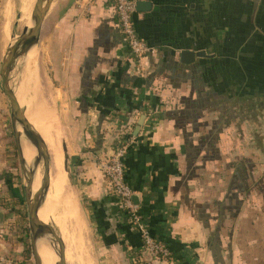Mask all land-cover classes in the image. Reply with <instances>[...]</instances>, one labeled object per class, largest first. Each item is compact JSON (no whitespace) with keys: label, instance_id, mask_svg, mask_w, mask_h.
<instances>
[{"label":"crops","instance_id":"crops-1","mask_svg":"<svg viewBox=\"0 0 264 264\" xmlns=\"http://www.w3.org/2000/svg\"><path fill=\"white\" fill-rule=\"evenodd\" d=\"M139 1L152 5L134 15L137 34L154 50L145 58L133 60L109 0H72L59 19L57 8L50 10L40 41L41 49L45 41L58 48L53 81L66 98L72 126L82 130L72 169L104 264H136L143 251L99 167L125 128L131 139L125 180L151 236L170 251L169 260L154 264H264V202L257 195L242 204L227 200L226 154L206 162L193 149L194 138L183 133L194 119L202 142L211 108V123L224 122L223 113L236 106L257 115L242 99L264 92V0ZM183 51L207 57L185 64ZM230 80L233 90L226 96ZM257 122L254 127L264 128V117ZM233 172V180L240 178ZM12 173L14 181L0 177L6 187L0 255L29 264L23 185Z\"/></svg>","mask_w":264,"mask_h":264},{"label":"rangeland","instance_id":"rangeland-1","mask_svg":"<svg viewBox=\"0 0 264 264\" xmlns=\"http://www.w3.org/2000/svg\"><path fill=\"white\" fill-rule=\"evenodd\" d=\"M58 2V1H57ZM57 2L52 6V11L57 7ZM36 0H0V69L3 57L6 54V50L8 47L13 44L25 28V25L28 26L31 22L32 11L35 6ZM227 41V40H226ZM228 42V41H227ZM53 48H48L46 41L43 49L41 46L34 48L27 55H24L22 58V62L18 61L12 74L10 77L11 87L15 88L19 93L20 91L22 97V103L29 109L28 101H32L31 104L33 107L35 106L38 109L42 103L46 104L48 108L54 110V115L56 118L57 131L59 132L60 142L62 152L64 154V159L66 162L67 169L69 171L70 177V191L71 197L75 200L78 205L82 227L84 233L80 232L81 239H79L80 246L78 258H80L82 264H104V259L100 255L99 251V240L97 238L95 228L90 222L84 202L81 200L79 191L76 186L75 176L73 167V153L76 150L77 143L83 139L82 130L78 127L72 126V119L68 117V113L64 110V105L66 103V98L63 97L62 92H59L58 84L53 81V69L52 66L56 62L57 51L58 48L56 45L52 46ZM20 58V59H21ZM18 65V66H17ZM32 67L35 69V75L32 72L26 71V67ZM201 68V66H197ZM205 64L202 65V69H205ZM212 66H209V69ZM25 70V72L23 71ZM214 69V68H213ZM22 71V72H21ZM38 72V74H37ZM20 74V75H19ZM24 75V76H22ZM27 76V77H26ZM28 78V80H27ZM38 78V79H37ZM31 79L33 81H31ZM30 80V81H29ZM1 83V78H0ZM28 85H27V84ZM35 87H33V84ZM197 89H199V83L196 81ZM228 92H226V96L232 94L233 84L231 80L228 82ZM25 84V85H24ZM23 86V87H22ZM32 86V87H31ZM22 88V89H21ZM27 88V89H26ZM20 89V91H19ZM39 89H41L39 91ZM33 91V92H31ZM39 92V93H36ZM35 92V93H34ZM204 93V92H203ZM27 94V95H26ZM32 94V98L29 97ZM34 94V95H33ZM36 94V95H35ZM262 94V95H261ZM40 97H39V96ZM199 96L205 98V93L198 94ZM41 98L45 99L42 100ZM35 99V100H34ZM49 99V100H47ZM52 99V100H51ZM199 99V97L196 98ZM40 103H38L37 101ZM49 101L50 104H47ZM243 102H249L246 107L251 106L253 110L256 111L255 115L252 110L250 112L246 108H242V106H236L233 109L229 108V112H222L226 119L225 121H213V117L215 116L216 108H211L212 112L209 118V128L208 124L205 123L204 132L205 137L207 138H197V129L194 125V119H190L191 124L190 127L187 126L183 133L188 136L193 137V143H197L193 149L197 147V152L204 154V157H207V161L217 160L220 158V154H226V162L224 164L223 173L226 178V188L225 192L227 194V200L235 198L237 199V203L241 204L245 200H248V196H258V202H264V172L259 170V166L264 165V128L263 126L254 127L256 121L257 125H259V120H262L264 117V92L258 93L256 96L246 97L242 99ZM35 102V103H33ZM46 102V103H45ZM221 101L213 102L218 103ZM232 101H230L231 103ZM38 103V104H37ZM195 105V104H194ZM226 105V104H225ZM234 107V104H231ZM210 107V106H209ZM228 109V107H226ZM221 109V108H220ZM240 109V115L237 114V110ZM222 109L217 113H221ZM10 106L7 98L1 91L0 87V177H5L8 181H14V175L12 172L16 174L18 179H15L16 185L20 188L22 186V170L19 162V158L17 155V149L15 144V138L11 123L10 116ZM261 117V118H260ZM206 119V117H205ZM218 120V119H217ZM207 121V119H206ZM223 126V127H222ZM207 127V128H205ZM80 133V136H79ZM224 133V137L221 138V134ZM24 143H27L24 141ZM29 154V150H28ZM261 154L262 161L255 160L256 156ZM217 155L219 157H217ZM256 155V156H255ZM255 157V158H254ZM204 158V159H205ZM43 165V162H42ZM205 165V160H204ZM204 167V166H203ZM238 171L240 173V178L237 177L233 180L234 172ZM214 178L216 180V176L220 177L221 171L218 173H214ZM256 176V177H255ZM38 183V181L36 180ZM39 184V183H38ZM0 196L3 195V191L5 190V184L0 185ZM41 187V185L39 184ZM72 189V190H71ZM72 193V194H71ZM263 204V203H261ZM41 210V209H40ZM28 220V218H27ZM53 253L45 248L46 255L51 262V264H58L59 257L57 255V251L59 249V238L61 236L57 226H53ZM59 235V236H58ZM84 235V236H83ZM62 237V236H61ZM58 239V240H57ZM63 240V239H62ZM27 255L29 259L31 258L30 254V245H29V237L27 238ZM66 248V256L68 255V243L65 242ZM78 242V243H79ZM77 243V244H78ZM76 244V241H73L72 245ZM86 248V249H85ZM48 250V251H47ZM48 253V254H47ZM82 253V254H81ZM81 255V256H80ZM55 256V257H54ZM84 257V259H83ZM54 259V260H53ZM71 258L66 257L67 264H75ZM55 261V262H54ZM69 261V262H68ZM84 261V262H83ZM54 262V263H53ZM79 262V264H81ZM33 264V262H32ZM77 264V263H76Z\"/></svg>","mask_w":264,"mask_h":264},{"label":"water","instance_id":"water-1","mask_svg":"<svg viewBox=\"0 0 264 264\" xmlns=\"http://www.w3.org/2000/svg\"><path fill=\"white\" fill-rule=\"evenodd\" d=\"M55 1L56 0H36L31 17L32 26L28 27L25 25L18 39L8 47L0 69V87L2 93L9 102L17 155L23 173L21 179L24 201L27 208L28 237L31 261L33 264H42L38 245L42 240L49 241L50 235H53L50 224L41 221L39 218V211L44 205L50 189L51 155L46 142L40 139L35 133V130L26 117L24 109L20 106L18 98L12 90L10 77L20 58L40 45L45 20ZM151 6V3L139 1L136 3V11H148ZM206 57L207 54L204 51H183L181 53V60L185 64H192L195 62L196 58ZM141 123L142 122H140L139 127L136 128L135 135L139 131ZM24 141L36 149L39 156L37 162H43L44 166L42 184L35 193L33 192V184L36 173L32 165H29L24 158ZM4 219V212L0 210V224L4 222ZM59 239V249L56 252L59 257L58 264H67L65 244L61 236Z\"/></svg>","mask_w":264,"mask_h":264},{"label":"bare ground","instance_id":"bare-ground-1","mask_svg":"<svg viewBox=\"0 0 264 264\" xmlns=\"http://www.w3.org/2000/svg\"><path fill=\"white\" fill-rule=\"evenodd\" d=\"M31 26H32V22H30L28 27H31ZM19 61L22 62L23 61L22 58ZM28 69L30 70V72H32V74L35 75L34 68L27 66L25 70L29 71ZM25 70L23 69L24 72ZM31 81L33 80L31 79ZM33 87H35L34 84H33ZM12 90L15 92L18 98V101L20 103V106L24 109L26 113V117L28 118L30 124L35 130V133L38 135L40 139L46 142L50 155H51L50 189H49V193L46 198V201L44 205L42 206L41 210L39 211V218L41 221L45 223H49L51 228H52V225L57 226L62 236V239L68 243L67 246L69 247L67 248L68 249L67 256L68 258H71L72 260L70 261L69 259V261L70 262L74 261L75 264L76 263L79 264V262L81 263V260L80 258H78V254L80 252L79 251L80 246L78 245H81L79 242L80 241L79 239H81L80 232L84 233V230L82 227V221H81V216H80L78 205L76 204L75 200L73 199V197H71L69 193V192H72L70 191V188H69L70 186L69 185L70 184L69 171L67 169L66 162L64 159V154L61 148L62 145L60 142V137H59L60 135H59V132L57 131L56 118L53 113L54 110L52 112V109L48 108L47 105L44 103H42L41 106L38 109H36L35 106L33 107L34 104L33 105L31 104L32 101H28V107H29L28 109L24 105V103H22V99L24 98L22 97L21 93H23L24 91L21 92L19 89L21 93L20 92L18 93L16 91V86L15 88L12 87ZM40 90L41 89H39V91ZM36 93H39V92L36 91ZM29 97L32 98V94ZM41 99L45 101V99L43 98ZM49 101H47L48 102L47 104H50ZM37 102L40 103L39 101ZM28 150H29V154H28ZM23 153H24V158L26 162L29 165H32L33 169L35 170L34 172L36 173L34 184H33V192L35 193L40 188L39 184L40 185L42 184L44 166L42 165L41 161L37 162V159L39 156L36 152V149L33 146H31L29 143L23 144ZM36 180L38 181L39 184L36 182ZM53 240H54V236L50 235L49 241L42 240L38 245L42 264H51V262L49 261L51 259L47 258L49 256L46 255L45 248H48L53 253L52 255H54ZM73 241H76V244L72 245Z\"/></svg>","mask_w":264,"mask_h":264},{"label":"built area","instance_id":"built-area-1","mask_svg":"<svg viewBox=\"0 0 264 264\" xmlns=\"http://www.w3.org/2000/svg\"><path fill=\"white\" fill-rule=\"evenodd\" d=\"M115 10L117 26L126 43L133 60H140L154 53L147 43L139 37L134 25L136 0H109ZM131 143L129 134L118 136L109 157L104 159L99 167L107 179L111 192L118 198L119 206L128 213L132 225L136 228L143 242V251L147 259L142 258L139 264H154L170 255L166 245L154 239L134 202V191L125 180L124 160ZM0 264H24L19 260L0 255ZM29 264H32L30 259Z\"/></svg>","mask_w":264,"mask_h":264},{"label":"trees","instance_id":"trees-1","mask_svg":"<svg viewBox=\"0 0 264 264\" xmlns=\"http://www.w3.org/2000/svg\"><path fill=\"white\" fill-rule=\"evenodd\" d=\"M72 5V0H64V1H61L60 2V5H58V8H57V12L55 13V15H56V18H61L65 13H66V11L70 8V6ZM121 133H126V134H130V133H128V129L127 128H125V129H123V130H121V132H120V134ZM4 179H5V177H4ZM23 202V201H22ZM19 203V204H24V203ZM121 208V207H120ZM122 209V208H121ZM123 210V213H125V215L127 216V218H128V221H129V224L131 225V227L136 231V232H138L137 230H136V228L132 225V223H131V221H130V218H129V215H128V213H126V211L124 210V209H122ZM145 254H144V251H141L140 252V254H138L137 255V257H135V262H136V264H139V260L142 258L143 260H146L147 259V257L145 258ZM170 255L167 257V258H164V259H162V260H169L170 259ZM9 258H11V257H9ZM12 259H14V260H17V259H15V258H12ZM161 261V260H160Z\"/></svg>","mask_w":264,"mask_h":264}]
</instances>
